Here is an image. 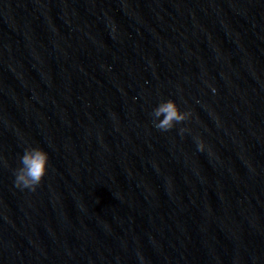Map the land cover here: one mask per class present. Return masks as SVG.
Returning a JSON list of instances; mask_svg holds the SVG:
<instances>
[{
	"label": "water",
	"instance_id": "water-1",
	"mask_svg": "<svg viewBox=\"0 0 264 264\" xmlns=\"http://www.w3.org/2000/svg\"><path fill=\"white\" fill-rule=\"evenodd\" d=\"M0 264H264V0H0Z\"/></svg>",
	"mask_w": 264,
	"mask_h": 264
},
{
	"label": "clouds",
	"instance_id": "clouds-1",
	"mask_svg": "<svg viewBox=\"0 0 264 264\" xmlns=\"http://www.w3.org/2000/svg\"><path fill=\"white\" fill-rule=\"evenodd\" d=\"M153 114L157 118V122H154L155 127L165 132L175 128L177 124L188 120L191 116V113L182 110L174 99L161 102L153 110ZM160 117L163 119H159ZM180 131L183 134L189 129L181 128ZM197 146L200 151H204L206 148L205 142L201 139H197ZM19 162L20 166L15 171V187L21 190L36 191L48 174L49 152L39 146H29L20 156Z\"/></svg>",
	"mask_w": 264,
	"mask_h": 264
}]
</instances>
